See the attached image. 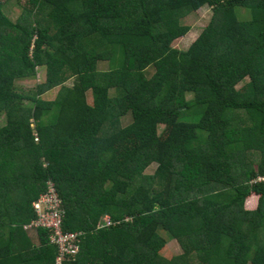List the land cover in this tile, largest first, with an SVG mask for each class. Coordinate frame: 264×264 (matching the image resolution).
I'll list each match as a JSON object with an SVG mask.
<instances>
[{
  "label": "trees",
  "instance_id": "trees-1",
  "mask_svg": "<svg viewBox=\"0 0 264 264\" xmlns=\"http://www.w3.org/2000/svg\"><path fill=\"white\" fill-rule=\"evenodd\" d=\"M17 3L15 22L0 2V264H56L27 229L49 181L81 233L63 264H264V0Z\"/></svg>",
  "mask_w": 264,
  "mask_h": 264
},
{
  "label": "rangeland",
  "instance_id": "rangeland-1",
  "mask_svg": "<svg viewBox=\"0 0 264 264\" xmlns=\"http://www.w3.org/2000/svg\"><path fill=\"white\" fill-rule=\"evenodd\" d=\"M0 2H2L3 4V10L5 14H7V16L12 21L16 22L19 19L23 10V8H21V6L17 3V0H0ZM212 14H213L212 9L209 6H205L199 9L196 13L189 15L188 18L184 20V23L190 27L189 33H187V35H185L184 37L175 40L172 43V47L181 51L187 50L189 46L199 37L203 28L210 22ZM99 68L101 71H106L108 69V64L106 62L101 63L99 64ZM44 76H45V72L44 71L41 72L39 70L36 79H26V80L17 81L16 85L18 88L23 89L24 92H27L33 90L40 82H42L44 80ZM248 81L249 79L244 80L238 86V88L240 89L241 87H243ZM73 82L74 79H70V81L66 82L65 85L71 87L73 85ZM59 91H60V87L44 95L43 98L47 101H54ZM88 100L89 103L92 104L93 99L90 93L88 94ZM25 104H28V102L25 101ZM4 121H5L4 118H0V125H2ZM131 121H132L131 117H126L123 119V125L126 126ZM155 169L156 166H151L146 173L153 174L155 172ZM98 229H102V227H99ZM182 253L183 250L179 245V243L176 240L171 239L168 241L166 245V250L164 251L163 254L170 256H179Z\"/></svg>",
  "mask_w": 264,
  "mask_h": 264
},
{
  "label": "built area",
  "instance_id": "built-area-1",
  "mask_svg": "<svg viewBox=\"0 0 264 264\" xmlns=\"http://www.w3.org/2000/svg\"><path fill=\"white\" fill-rule=\"evenodd\" d=\"M259 180H264V178ZM34 210L36 219L27 226V229L44 230L50 233L49 242L59 251L56 264H63L65 260L76 258L81 249V233L64 231L65 212L55 182H47V192L34 204ZM111 224V219L106 218L104 226ZM99 227L103 228V225Z\"/></svg>",
  "mask_w": 264,
  "mask_h": 264
},
{
  "label": "crops",
  "instance_id": "crops-1",
  "mask_svg": "<svg viewBox=\"0 0 264 264\" xmlns=\"http://www.w3.org/2000/svg\"><path fill=\"white\" fill-rule=\"evenodd\" d=\"M31 236L34 237V239L37 241V238L35 237V235L33 234V232H31Z\"/></svg>",
  "mask_w": 264,
  "mask_h": 264
},
{
  "label": "clouds",
  "instance_id": "clouds-1",
  "mask_svg": "<svg viewBox=\"0 0 264 264\" xmlns=\"http://www.w3.org/2000/svg\"><path fill=\"white\" fill-rule=\"evenodd\" d=\"M33 207H34V205H33Z\"/></svg>",
  "mask_w": 264,
  "mask_h": 264
}]
</instances>
